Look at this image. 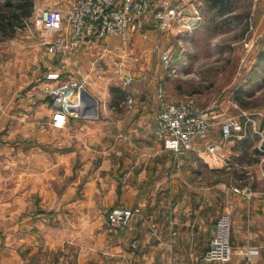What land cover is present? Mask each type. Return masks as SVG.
<instances>
[{"label":"crops","instance_id":"1","mask_svg":"<svg viewBox=\"0 0 264 264\" xmlns=\"http://www.w3.org/2000/svg\"><path fill=\"white\" fill-rule=\"evenodd\" d=\"M168 1L185 12L198 3ZM255 15L264 19L262 10ZM156 36L135 50L140 37L130 47L112 38L118 54L97 66L98 50L86 47L69 72L89 75L86 90L97 101V115L73 117L63 129L50 125L52 101L41 91L55 83L46 75L59 59L30 35L29 42H0V264H207L214 224L225 213L235 253L258 248L253 264H264V155L252 156L264 146L262 123L254 148L246 138L235 139L210 154L207 146L222 140L214 127L179 162L151 132L157 90L140 95L131 110L111 90L131 88L114 76L117 56L129 50L146 69ZM246 185L250 196L233 190ZM113 208H140L141 215L121 233L107 221ZM228 264L245 263L235 254Z\"/></svg>","mask_w":264,"mask_h":264},{"label":"built area","instance_id":"2","mask_svg":"<svg viewBox=\"0 0 264 264\" xmlns=\"http://www.w3.org/2000/svg\"><path fill=\"white\" fill-rule=\"evenodd\" d=\"M182 10L168 0H69L62 8L35 6L25 28L49 55L59 59L57 67L46 75L48 81L55 83L46 84L41 89L42 94L52 101L50 125L63 129L71 118L81 116L76 110L84 107L81 92L86 90L89 75L81 76L82 79L73 76L67 77V80L62 78L71 71L86 47L97 49L101 60L108 56L116 57L118 52L110 43L112 38L130 45L137 37L149 41L151 33L162 35L173 32L176 27L180 31L184 25ZM33 30L35 33L32 34ZM159 56L161 64L168 67L172 61L171 51H163ZM122 59L126 60L127 55H123ZM136 59L140 60L139 57ZM116 69L117 78H122L124 85L131 87L135 80L124 69V63H117ZM156 100L157 110L151 132L179 162L182 156L194 149L196 143L209 135L212 128H220L222 140L221 143L208 145L206 149L210 154H217L219 149L225 148L226 142L245 138L248 125L254 123L250 113L233 103L224 111H219L215 104L202 108L194 100L176 99L160 89L156 92ZM124 104L129 110L136 106L135 91H126ZM231 105L239 110L238 114H230ZM259 116L264 118V114ZM255 132L260 134L257 128ZM259 150L264 153L262 144ZM233 190L250 196L248 189L237 187ZM140 215V208H113L107 214V221L111 228L126 233ZM213 231L203 256L205 263L227 264L237 254L243 263L253 264L260 257V250L252 246L242 247L235 253L229 214H222L217 219Z\"/></svg>","mask_w":264,"mask_h":264},{"label":"rangeland","instance_id":"3","mask_svg":"<svg viewBox=\"0 0 264 264\" xmlns=\"http://www.w3.org/2000/svg\"><path fill=\"white\" fill-rule=\"evenodd\" d=\"M7 1L1 0L0 6ZM38 1L40 2L33 0V10ZM12 2L18 4L19 1ZM263 2L264 0H198L186 12L182 10L184 25L180 31L176 27L173 32L156 36L152 65L146 67L148 71L141 67V59L137 61L138 57L127 50L124 54L127 59L119 57L112 66L115 78L116 64L123 62L124 69L135 80L129 91H135L137 98L146 91L155 92L160 89L176 99L194 100L202 108L215 104L219 111H224L233 103L247 112L264 114V19H258L255 15L258 9L264 12ZM26 22L29 19L13 28V39L29 42L30 32L25 28ZM31 33H35L34 30ZM1 41L4 39L0 34ZM136 42L132 48L134 50L148 41L141 39ZM167 50L172 54L168 67L161 64L159 56ZM93 58V63L98 65L107 61L101 60L99 51ZM70 76L81 78L70 72L63 75L64 78ZM143 78L155 80L149 83ZM234 108L231 105V115L239 112ZM252 118L254 123L248 125L244 141H251L254 148L261 139L255 129L259 130L260 123L264 127V118L259 115H252ZM253 151L254 158L264 155L257 148ZM242 188L248 189V186Z\"/></svg>","mask_w":264,"mask_h":264},{"label":"trees","instance_id":"4","mask_svg":"<svg viewBox=\"0 0 264 264\" xmlns=\"http://www.w3.org/2000/svg\"><path fill=\"white\" fill-rule=\"evenodd\" d=\"M18 1V4H15L12 0H8L6 4L0 6V34L2 38L11 39L14 33L13 28L32 16L33 0ZM111 90L122 94L123 97L126 95V90L116 87Z\"/></svg>","mask_w":264,"mask_h":264},{"label":"water","instance_id":"5","mask_svg":"<svg viewBox=\"0 0 264 264\" xmlns=\"http://www.w3.org/2000/svg\"><path fill=\"white\" fill-rule=\"evenodd\" d=\"M81 102L83 109L76 110L81 116L94 117L97 115V101L87 90L81 92Z\"/></svg>","mask_w":264,"mask_h":264}]
</instances>
